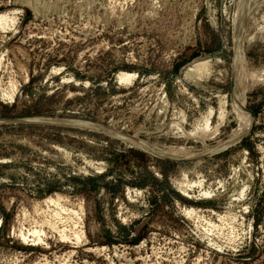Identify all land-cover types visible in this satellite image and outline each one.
<instances>
[{"label": "rangeland", "instance_id": "rangeland-1", "mask_svg": "<svg viewBox=\"0 0 264 264\" xmlns=\"http://www.w3.org/2000/svg\"><path fill=\"white\" fill-rule=\"evenodd\" d=\"M239 3L0 0V264H264V3L239 42L249 134L186 162L127 138L198 154L240 128Z\"/></svg>", "mask_w": 264, "mask_h": 264}, {"label": "bare ground", "instance_id": "bare-ground-1", "mask_svg": "<svg viewBox=\"0 0 264 264\" xmlns=\"http://www.w3.org/2000/svg\"><path fill=\"white\" fill-rule=\"evenodd\" d=\"M262 3H264V0H240L238 10H237V18H236V24H235V26H236V28H235V39H236L235 44H236V47L234 50L235 52H234V57H233L232 82H231V97L233 99L232 110L229 112L227 111L228 112L227 115L225 113L226 111L225 112L223 111L222 113H225V115L221 118V120H224L225 117L228 116L230 113H234L235 116H237L241 120L240 128L237 129V131L231 136V138L228 141L222 143L221 145H219L218 147H216L212 150L202 152V153H198V154L191 153V154H186V155H177L172 151L171 152L166 151V150L164 151L160 148L155 149V147H152V145L150 143H148L147 141L145 142V141H142V139L140 140V139H136V138H132L130 136L129 137L127 136V138L129 140H131L137 144L142 145L144 148L153 152L154 154L160 155L162 157H165V158H168L171 160L185 161L186 162L188 160L192 161L193 159H198L199 157H201L207 153L217 152V151L223 149L224 147L226 148V146L229 143L230 144L233 142L235 143L250 133V131L252 130V128L254 126L253 124L255 122V118H254V115L252 114L251 110L247 108V92H248L249 87L247 85H244V83H243L242 55L239 52L240 51L239 50V42H240L241 36H242V40H244L246 38V35L244 37V34H245V30H246V24L248 23L247 22L248 15L250 14V12L254 8H258ZM8 19H10L8 17V14L0 15V25L3 26L4 23L8 21ZM253 38L254 37L251 36V38H249V39L253 40ZM194 63L195 64L193 65L192 70L195 71L196 75L202 76V75L208 74L210 72V61L208 59H206V58L205 59H197ZM260 74L263 75L264 70H261V71H259V73H257V79L255 77L256 80H260ZM250 81H251V79H250ZM248 83H249V81H248ZM48 121L54 122V121H57V119H48ZM58 122H60V121L58 120ZM69 122L72 124H75V125L79 124V123L71 122L69 120L64 121V123H69ZM207 122H208V120L206 121V123ZM84 126L99 127V126L87 125V124H85ZM111 129H113V128H111ZM215 130H217V128ZM116 131L118 132V130H116ZM116 131H114V133ZM108 132H111V131L108 130ZM200 159L202 160V158H200ZM63 198H64V196H62L61 194H56L55 196H51V197L47 198V200L45 201V204L47 203L49 205L50 204L54 205L56 207V208L54 207L55 208L54 213L59 215V213L61 212V209L62 210L64 209L62 206L63 205L62 204Z\"/></svg>", "mask_w": 264, "mask_h": 264}, {"label": "water", "instance_id": "water-1", "mask_svg": "<svg viewBox=\"0 0 264 264\" xmlns=\"http://www.w3.org/2000/svg\"><path fill=\"white\" fill-rule=\"evenodd\" d=\"M252 112V111H251ZM252 114L254 115V113L252 112Z\"/></svg>", "mask_w": 264, "mask_h": 264}]
</instances>
